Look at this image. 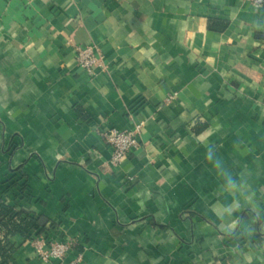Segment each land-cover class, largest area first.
<instances>
[{"label":"crops","instance_id":"0c3cea01","mask_svg":"<svg viewBox=\"0 0 264 264\" xmlns=\"http://www.w3.org/2000/svg\"><path fill=\"white\" fill-rule=\"evenodd\" d=\"M0 196L44 227L13 264H264V5L0 0Z\"/></svg>","mask_w":264,"mask_h":264},{"label":"built area","instance_id":"2783aa9c","mask_svg":"<svg viewBox=\"0 0 264 264\" xmlns=\"http://www.w3.org/2000/svg\"><path fill=\"white\" fill-rule=\"evenodd\" d=\"M254 6H263L264 0H249ZM77 61L79 65L89 72H93L98 67H104L105 62L98 48L93 44L79 47L77 50ZM139 126L133 130H117L112 129L104 132L105 141L112 147V162L119 163L129 156L134 150L140 147L138 139ZM74 242L72 239L65 241H54L47 246H38L37 252L40 258L46 262L54 259H64Z\"/></svg>","mask_w":264,"mask_h":264},{"label":"trees","instance_id":"16d2710c","mask_svg":"<svg viewBox=\"0 0 264 264\" xmlns=\"http://www.w3.org/2000/svg\"><path fill=\"white\" fill-rule=\"evenodd\" d=\"M44 227L40 228L39 218L25 210H17L3 196H0V264H13L16 246L11 237L21 234L26 239H33Z\"/></svg>","mask_w":264,"mask_h":264},{"label":"clouds","instance_id":"9594fccd","mask_svg":"<svg viewBox=\"0 0 264 264\" xmlns=\"http://www.w3.org/2000/svg\"><path fill=\"white\" fill-rule=\"evenodd\" d=\"M216 166H219V162H217V165ZM228 183L231 185L233 183V181L231 179L228 180Z\"/></svg>","mask_w":264,"mask_h":264}]
</instances>
